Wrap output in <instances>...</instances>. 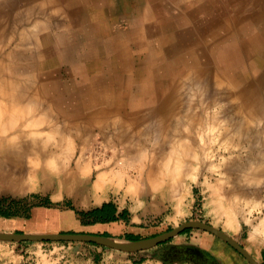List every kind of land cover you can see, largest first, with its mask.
<instances>
[{"label": "rangeland", "instance_id": "obj_1", "mask_svg": "<svg viewBox=\"0 0 264 264\" xmlns=\"http://www.w3.org/2000/svg\"><path fill=\"white\" fill-rule=\"evenodd\" d=\"M220 1L232 11L228 0ZM134 3L0 0L2 73L32 98L38 118H46L33 128L48 130L55 160L54 167L39 168L34 177L17 180L24 190L4 191L0 179V208L12 206L20 214L0 216V233L87 234L62 231L71 218L39 212L57 205L46 191H57L62 171L71 170L82 158L92 169L86 182L79 181L87 190L101 171L118 174L119 182H112L115 192L126 198L131 211L142 215L143 235L136 240L96 236L117 243L146 242L183 222L198 220L220 229L264 264V233L255 229L264 225V22L246 23L243 35L241 24L222 23L219 28L198 15L188 26L193 30L181 36V46L188 48L161 58L148 52L140 28L141 9ZM171 12L179 14L174 7ZM176 98L175 115L165 120L171 114H165L170 109L163 105ZM98 112L103 114L93 118ZM210 124L217 129L212 132ZM222 127L227 135L218 134ZM123 155L131 159L119 164ZM176 160L181 161V172L173 166ZM76 187V194H85L82 186ZM44 202L52 206L39 205ZM64 206L77 211L70 203ZM186 230L136 252L91 242H83V247L94 246L99 261L105 250L128 255L118 264H161L158 259L162 264H249L218 237ZM72 244L0 240V264L7 257L32 256L36 246L44 256L64 258L67 252L83 256L75 248L69 251ZM191 246L204 251L197 257L188 255Z\"/></svg>", "mask_w": 264, "mask_h": 264}, {"label": "crops", "instance_id": "obj_2", "mask_svg": "<svg viewBox=\"0 0 264 264\" xmlns=\"http://www.w3.org/2000/svg\"><path fill=\"white\" fill-rule=\"evenodd\" d=\"M134 1L135 6L138 8L140 7L141 9V12L139 11V15L142 19V26L140 28L146 35L147 47L149 50L148 52L151 54L150 51H152L153 55L161 56V58H166V56L169 55L171 51H183V49L188 48H183L181 46V36L183 33H190V31L193 30L191 26H188L189 24L194 23V19L198 15L204 16L206 21L218 24L217 27L219 28L222 27V23H226V25H230V22L232 24H241L243 35L245 34L244 30L246 23L254 22L261 24V22H264V0H228L229 4L232 7V11H228L226 6L223 5L220 0ZM172 7L178 10L179 14L177 16L172 14ZM219 9H223L222 12H220ZM151 22L157 23L158 26L156 29L148 24ZM165 40L166 43H164ZM175 53L176 52H174L172 56L175 55ZM120 63L121 62H119V64ZM79 163L81 166L79 165ZM72 170L75 172H73ZM91 170L92 169L90 168L88 172L84 171V162H78L72 166L71 170H69L72 175L74 174L73 176L71 175L70 177V175L67 174L68 171H62L63 176L60 177L61 180L57 179L59 180L58 184L60 186L58 187V190L52 193L46 191V196H48V198L52 202L57 203V205L53 208L48 209L39 208L45 210L39 212L45 213L49 216L61 215L66 218H71L72 223L70 224V226L66 223L65 227H60L62 231L73 229L91 235L93 234L105 236H124L125 234H131L138 237L143 235L144 229L141 226L142 215H140L137 210H130V205L126 204V198L123 195L115 192L116 189L114 187V183H110L109 181L104 182L103 184L97 183L96 176L93 183L87 190L85 184L83 185V183L79 182L80 179H83L85 181L89 174L92 173ZM0 172L2 171L0 170ZM2 180L3 184L1 186L4 191L10 192L12 190L17 192V190L21 191L25 189V185L23 183H19L21 181L17 182V180L15 181L9 177ZM77 185L82 186V191H85V194L79 195L75 193L78 188L76 187ZM33 186L34 183H31V188H33ZM109 201L115 203L118 211L127 209L130 212L129 223L126 224L122 221H116L110 223L82 225L80 223L79 217L75 215L73 211L68 210L64 206L66 203H70L77 211H87L92 208L99 207L102 203ZM68 246L69 251L72 248H75V251H83V256L70 255V253H68L67 251H65V253L67 252V255L64 258L63 256H44V254L42 253L43 250L40 249V247L36 246V250L31 251V254H33L32 256L26 258H24L23 256L7 257L5 258L4 264H25L28 260H32L33 262L35 261V264H118L119 261L121 262V260L129 258L128 255H124L127 257H123V255H118L113 251L105 250L102 253V255H104L105 257L102 258V261H99L97 257H95L94 246L88 245L90 249H87L86 247H83L86 246L83 242H73V244L71 245L72 247H70V245ZM59 248L60 247L56 249ZM85 250H87V253H85ZM189 250V252L187 251L188 255L195 254L196 257L198 254H202V252L204 251V249L199 246H191L189 247ZM71 252L75 253L74 250H72ZM106 259L108 261H106ZM161 261L162 260L158 259V263L162 264ZM191 263L192 262L181 261L178 264ZM125 264H128V262H126Z\"/></svg>", "mask_w": 264, "mask_h": 264}, {"label": "bare ground", "instance_id": "obj_3", "mask_svg": "<svg viewBox=\"0 0 264 264\" xmlns=\"http://www.w3.org/2000/svg\"><path fill=\"white\" fill-rule=\"evenodd\" d=\"M3 71H4V67L2 65H0V170L2 171V172H0V177L2 179L8 178V177H13L15 180H18V179H21V178H28V177H32V176L34 177V174L38 173V169L39 168H48L49 169L51 167H54L53 165H55L54 157L50 153V145H51V143H50V140H49L50 134H49L48 130L47 129H38V128L35 129V128H33V127H36V126L42 124V122L46 118H40V117L38 118V114L39 113H37V109L34 106L35 104L32 103V100H31L32 98H30V96L27 98V95L22 94V92L18 91V89H16V87L13 86L14 82H11V80L9 78H7V76H5L2 73ZM166 107H168V109H170V112H165V114L166 113L167 114H171V116L165 115V117H166L165 120L169 121V120H172L171 117H173L175 115L174 112H176V109L178 107L177 98H176V100L173 99L171 101L170 105H167V104L163 105V109L166 108ZM179 107H181V106H179ZM102 114L103 113L98 112L97 114L93 115L92 117L97 119L98 118L97 115H102ZM108 124H110V123H108ZM108 124H107V126H108ZM115 124L114 123H113V125L110 124V126L111 125L114 126ZM141 126H143V124ZM208 126H209V128H211L212 132L214 131V129H217V127L214 126V124H210ZM118 127L116 126V128H118ZM133 128H131L132 131H133ZM140 128L138 127V129H140ZM113 129H114V127H113ZM121 129H124V128H120V130ZM143 129H141V131ZM147 129H145V130H147ZM220 131L221 132H219L218 134L221 133V135H227V131H226V129L224 127H222ZM130 132H131V130H130ZM135 132H136V130H135ZM137 133L139 135V133H141V132L137 131ZM38 134L39 135L42 134L41 138H39V139H38ZM133 134H135V133H132V135ZM32 135L33 136H37V137L36 138H31ZM127 135H129V132L127 133ZM136 136H137V134H136ZM183 137H185V136H183ZM133 139L134 138H132V141H133ZM81 155H83V154H81ZM125 159L126 158L123 155V157H121V159L118 161V163L122 164V161H124ZM127 159L129 161V159H131V157H127ZM79 162H84V171L88 172L90 170V165H89V163L86 160H83L81 158V159H79ZM79 165H80V163H79ZM173 166H175L176 170H178L180 172L182 171L181 161L176 160V162L173 164ZM142 168H143V166H142ZM98 171H101V170H98ZM52 172L58 173L59 171H57V172L56 171H52ZM73 172H75V171H73ZM153 172H155V171H153ZM67 174L70 175V177L72 175L69 171H68ZM245 175H247V174H245ZM119 177L120 176L118 174H114L112 172H103V171H101L96 177L97 178L96 182L97 183H101V184H103L104 182H107V181H109L110 183H112L113 181L114 182L115 181L119 182V179H120ZM146 178H147V175H146ZM69 188H70V186H69ZM94 190H95V188H94ZM124 190H125V188H124ZM216 196H217V194H216ZM182 197H183V195H182ZM219 200H220V198H219ZM220 203H221V201H220ZM216 208H218V207H216ZM221 215H223V214H221ZM228 225L231 228H233V226H234V224H233V222L231 221L230 218H229V221H228ZM261 226L262 227H260V228L258 227V228H255V229H257L258 231L261 230L264 233V225L261 224Z\"/></svg>", "mask_w": 264, "mask_h": 264}, {"label": "water", "instance_id": "obj_4", "mask_svg": "<svg viewBox=\"0 0 264 264\" xmlns=\"http://www.w3.org/2000/svg\"><path fill=\"white\" fill-rule=\"evenodd\" d=\"M186 229H198L207 233H210L226 244L233 248L239 255H241L249 264H259L245 249L236 242L233 238L228 236L226 233L217 229L205 222L198 220H190L181 223L179 226L172 228L164 233H161L151 240L146 242H127L117 243L110 238L100 237L91 234L81 233H50V234H39V233H0L1 241H22V242H91L104 247L122 251V252H136L137 250L144 249L145 247L156 245L161 242L172 239L181 234Z\"/></svg>", "mask_w": 264, "mask_h": 264}, {"label": "trees", "instance_id": "obj_5", "mask_svg": "<svg viewBox=\"0 0 264 264\" xmlns=\"http://www.w3.org/2000/svg\"><path fill=\"white\" fill-rule=\"evenodd\" d=\"M40 206L50 207L52 204L48 202L40 203ZM77 216L80 219V223L82 225H93L96 223H110L116 221H122L124 223L129 222V213L127 210L118 211L117 206L112 202H104L99 207L92 208L87 211H75ZM0 216L1 217H17L20 214L12 209V206L9 208H0ZM189 230H185L183 233ZM105 236V235H102ZM123 238L127 240H136L137 236H133L131 234H125Z\"/></svg>", "mask_w": 264, "mask_h": 264}]
</instances>
